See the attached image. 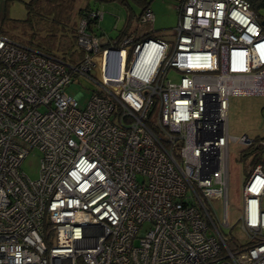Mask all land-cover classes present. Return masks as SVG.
<instances>
[{
	"label": "built area",
	"instance_id": "obj_1",
	"mask_svg": "<svg viewBox=\"0 0 264 264\" xmlns=\"http://www.w3.org/2000/svg\"><path fill=\"white\" fill-rule=\"evenodd\" d=\"M176 13L171 40H101L82 19L71 64L0 34V264H264V139L227 133L229 97H264V18L251 0ZM230 142L259 150L232 225Z\"/></svg>",
	"mask_w": 264,
	"mask_h": 264
},
{
	"label": "rangeland",
	"instance_id": "obj_2",
	"mask_svg": "<svg viewBox=\"0 0 264 264\" xmlns=\"http://www.w3.org/2000/svg\"><path fill=\"white\" fill-rule=\"evenodd\" d=\"M178 4L179 0H150L149 10L154 16L153 24L140 25L138 22L132 20L128 28V35L132 38L140 37L142 40L145 38L171 40L174 35L173 28L177 21L176 7ZM100 7V11L103 14L96 30L98 34H101V40L114 39L123 29L125 12L123 8L113 1L104 3ZM9 10L10 14L8 18L16 20L24 19L25 10L20 2L13 1ZM259 14L264 16V10L259 9ZM8 34L15 38V40L25 43L21 40L22 33L19 30ZM73 50L78 51L76 46H74ZM167 78L177 81L179 76L171 71L168 73ZM92 86L93 84L87 78L79 76L77 81H73L66 87L65 92L69 96L82 94L83 97L78 103L79 108L82 109L90 97V91L93 89ZM227 133L232 138H240L246 135L256 141L264 139V97H229ZM249 151L248 148L238 143L230 142L229 144V204L227 212L230 225L235 224L241 214L242 185L249 174V168L247 169L246 167L248 160L242 161L240 159L243 155L248 154ZM20 170L31 180L37 179L39 155L33 152L27 156L22 161ZM213 206L216 213L221 215L220 201H213ZM223 234L235 237L239 241V244L244 242V238L238 229H234L231 233L228 230H223Z\"/></svg>",
	"mask_w": 264,
	"mask_h": 264
},
{
	"label": "trees",
	"instance_id": "obj_3",
	"mask_svg": "<svg viewBox=\"0 0 264 264\" xmlns=\"http://www.w3.org/2000/svg\"><path fill=\"white\" fill-rule=\"evenodd\" d=\"M25 10L22 20L5 17L0 24V34L8 37L17 45L51 54L68 63H77L82 54L73 50L76 46V31L79 21L85 19L87 31L100 38L97 25L100 19L90 17L94 10L80 5L82 0H17ZM125 12L122 31L115 39L130 37L128 28L133 21L138 22L140 15L149 9L150 0H113ZM253 10H264V0H251ZM259 14V13H258ZM264 18L263 16H261ZM19 30L22 33L21 43L8 33ZM264 32V29H263ZM15 37V36H14ZM59 52V53H57ZM249 152L240 160H248L249 172L259 162L258 148H249Z\"/></svg>",
	"mask_w": 264,
	"mask_h": 264
},
{
	"label": "crops",
	"instance_id": "obj_4",
	"mask_svg": "<svg viewBox=\"0 0 264 264\" xmlns=\"http://www.w3.org/2000/svg\"><path fill=\"white\" fill-rule=\"evenodd\" d=\"M17 0H0V24L5 17H9L10 6ZM113 0H82V6H88L92 10L100 11L102 4L112 2ZM181 0H179L180 2ZM93 5V6H92ZM102 12V11H101Z\"/></svg>",
	"mask_w": 264,
	"mask_h": 264
},
{
	"label": "clouds",
	"instance_id": "obj_5",
	"mask_svg": "<svg viewBox=\"0 0 264 264\" xmlns=\"http://www.w3.org/2000/svg\"><path fill=\"white\" fill-rule=\"evenodd\" d=\"M149 10V9H148Z\"/></svg>",
	"mask_w": 264,
	"mask_h": 264
}]
</instances>
